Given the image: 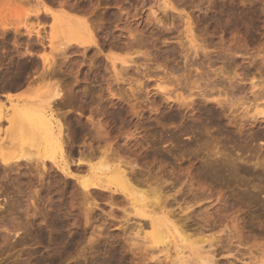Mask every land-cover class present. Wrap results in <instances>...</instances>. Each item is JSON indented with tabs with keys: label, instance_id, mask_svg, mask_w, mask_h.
Here are the masks:
<instances>
[{
	"label": "rangeland",
	"instance_id": "rangeland-1",
	"mask_svg": "<svg viewBox=\"0 0 264 264\" xmlns=\"http://www.w3.org/2000/svg\"><path fill=\"white\" fill-rule=\"evenodd\" d=\"M41 1L53 10L67 3L69 18H86L97 44L60 55L67 35L51 16L37 19L38 0H0V103L9 105L10 88L20 102L62 89L57 112L69 127L72 172L58 166L60 154L50 162L51 152L37 153L29 140L20 153L38 161L0 167V264H201L199 251L180 241L153 240L125 194H85L78 165L104 158L132 162L143 180L135 186L150 199L161 190L212 264H264V116L254 107L264 106V0H170L176 9L166 11L163 0ZM42 56L56 59V76L41 73ZM113 57L134 63L119 64L117 75ZM14 72L25 75L17 85ZM163 78L166 95L157 88ZM179 91L193 94V104L177 100Z\"/></svg>",
	"mask_w": 264,
	"mask_h": 264
},
{
	"label": "bare ground",
	"instance_id": "bare-ground-1",
	"mask_svg": "<svg viewBox=\"0 0 264 264\" xmlns=\"http://www.w3.org/2000/svg\"><path fill=\"white\" fill-rule=\"evenodd\" d=\"M40 1L41 0H38V3L40 6L35 10L37 19L41 20V18H47L46 16L48 17L51 16L50 18L53 19V23H54L53 28H56V31L58 30V32L61 30L63 33L67 35L66 40L62 42L63 45H60V47L57 48L61 51V52L59 51L60 55L61 53L62 55L67 53L66 49L71 46H75V45L78 47L80 46L82 49L84 48L83 50H85L87 48L92 47L93 44L95 43L97 44L96 39H95L96 36L94 35L93 29L89 21L86 18L84 17H79L77 19L69 18L68 13H66L68 10L65 9V5L67 3L65 5H64V2L59 3L60 5L62 4L61 5L62 7L64 6L63 9L53 10L49 5H46L44 2L42 1L40 2ZM58 1L61 2L60 0ZM65 2L69 3V1H65ZM70 4L71 3H69L68 5ZM163 4L164 5L162 8L165 9V11L168 8L176 9V7L172 4L170 0H163ZM153 15L157 19L155 11H153ZM190 18L191 17L189 16L186 17V22H185L186 30L185 31L186 33H188L187 37L188 39H190L189 41L191 42V44L193 45L197 53L198 49L200 48L196 42L197 40L194 36L193 24ZM26 28H27L26 32L29 35L35 34L33 36L37 35L39 36V38H42L40 37L42 33L40 27L37 28V26L36 27L28 26ZM16 30L18 31L19 28ZM81 32H82V35H77V34H80ZM53 59L49 60L46 56H42V61H43L45 68H42L43 72L41 73H43L44 75L49 74L50 76L55 75L56 70L54 67L56 65V59L54 60ZM119 60H121V63H119ZM132 62H133L132 58H129V59L126 57L124 58L123 57L122 58L113 57L112 58V64H113L114 70L117 75H119L122 72V71L120 72L121 69L124 70V68L126 67L128 68V66ZM119 64L121 65L120 70H118ZM7 76L9 77L11 75L7 74ZM24 76L21 73L14 72L12 74V77L9 79L12 80L14 78V81L16 83L17 82L16 79L20 80ZM198 77H201V76H198ZM164 82H165L164 78L161 81L160 80L157 81L158 83L157 88L160 89L161 92L163 91L164 94L166 93L164 91H168V93H170L169 91H171V89H168V86H166ZM18 84H21V83H18ZM16 85H14V87ZM11 90L12 88H10L9 91L7 88L8 92H6V94H3L6 100L9 101V105L8 104L6 105L5 103H2V104L0 103V167L2 166L3 169H12L14 164L15 166H17L20 162L24 160L30 161V162H33L34 160L35 162L38 161L34 157L25 156L20 153V149H22V143H24V141L29 140L31 141L32 145L36 147L35 151L37 153L39 150L43 151L44 153L48 151L51 152L49 154L50 160H48L50 162L56 163L57 162L56 154H60L61 161L59 162L58 166L61 168V170L64 173L71 174L72 172H71V166L69 162L70 155H69L68 149L66 148L68 146L67 138L69 134L67 132L68 131L67 129L69 127L64 122L65 119L62 120L60 118L59 112H57V108L60 102H63V100L66 99V96L64 92L62 91V89H60L57 86V88H55L54 93L50 94L51 96L49 95V98L45 97V100L23 101V102H20L21 100L18 101L17 100L18 97H16L15 94H13ZM2 92H3V89H2ZM2 92L0 94H2ZM179 92L175 93L177 96L176 98L177 100H179L180 99L179 97L181 96V100L182 98L184 99L183 102L184 101L188 102L187 100L191 97L190 95L193 96V94H189L188 96H185L183 92H180V93ZM169 98L170 97L168 95V99ZM192 100L193 99H191L190 103L193 104ZM186 102H185V105L188 106L189 103H186ZM262 104L260 105L257 103V105L255 104L256 106L254 105L253 106L255 107L256 110H258L257 115L259 114V115L264 116V106H262ZM188 132L189 131H187V133ZM104 153L106 155V153H109V152L106 151ZM218 153L219 152L217 151L215 154L219 155ZM104 159L105 161L102 160V162L99 163V166L98 164L97 166L95 164V167L94 165L93 166L90 165L88 168L84 169V167H82L81 165H78L79 173L76 176L74 175L73 176L78 179L79 184L84 189V192L86 195L95 194L96 189H99V188H104L106 190H112L114 192H121L122 194H125L131 206L130 213L134 214L135 218L137 216V217H140V219L143 218L145 220H148L149 226H150V232H151V236L153 240L165 243L167 239H170V238H173L174 240L176 239L180 241L181 243H183L185 248L189 247L191 251H195V252L199 251L200 256L198 254H196L195 256V253L193 256H195L197 258L196 260L200 261L201 264H205V263L212 264L213 260L210 261L208 257L207 259L206 257L201 256L200 251L203 250L202 247L200 245L198 246L196 242L190 241V234L188 233V230L184 222L186 219H183L182 217H178V216L176 217L175 216L176 214L173 213V210L172 211L168 210L167 200L166 198H164V195L162 194L161 190H155L153 192L152 198L150 199L147 193V190H143L135 186V182H141L143 180H141L136 174H134L133 169H130L134 165L132 162H122V161H117V160L114 161L113 159L114 163H111L109 162V160H106V158ZM111 160H112V157H111ZM43 162H44V165H46L45 161ZM110 197L113 198L114 200L115 198L114 193H112ZM12 220L14 221V219ZM10 226L13 227L15 233L19 231L20 225L18 226L17 223L14 222L12 225L10 224Z\"/></svg>",
	"mask_w": 264,
	"mask_h": 264
}]
</instances>
